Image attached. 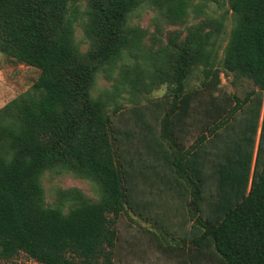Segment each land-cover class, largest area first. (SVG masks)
Returning a JSON list of instances; mask_svg holds the SVG:
<instances>
[{
	"label": "trees",
	"instance_id": "trees-1",
	"mask_svg": "<svg viewBox=\"0 0 264 264\" xmlns=\"http://www.w3.org/2000/svg\"><path fill=\"white\" fill-rule=\"evenodd\" d=\"M78 1L0 0V52L38 69L31 89L0 109V264H19L21 253L42 264H113L114 223L123 210L167 227V218L159 225L157 215L131 203L143 179L172 203L181 227L193 220L177 242L182 251H190L186 241L194 244L195 262L207 254L215 264H264V0H198L227 9L206 14L184 39L170 38L175 52L144 57L150 79L169 89L146 109L135 107L124 127H114L107 101L91 89L100 67L125 54L136 58L137 78L144 72L137 51L145 31L130 24L131 14L151 8L179 24L201 6L87 0L83 52L75 37ZM226 14L231 28L220 54ZM199 66L200 83L190 87ZM220 72L257 88L243 97L221 94ZM143 150L149 154L141 158ZM139 163H149L143 174ZM57 165L95 181L99 197L71 189L66 210L46 205L40 177Z\"/></svg>",
	"mask_w": 264,
	"mask_h": 264
},
{
	"label": "rangeland",
	"instance_id": "rangeland-1",
	"mask_svg": "<svg viewBox=\"0 0 264 264\" xmlns=\"http://www.w3.org/2000/svg\"><path fill=\"white\" fill-rule=\"evenodd\" d=\"M86 3L87 0L78 1V20L75 24V37L83 52L89 48V43L83 35V24L86 21ZM194 3L201 6L199 11L193 12L190 10L184 21L179 24L167 22L162 13L151 8L141 7L131 14L130 24L139 26L145 31L140 50L137 51V59L144 68V72L142 73L139 70L140 78H137V74L130 67L136 61V58L125 54L115 65L100 67L91 89L93 97L102 96L107 101L114 127L123 126L125 124L124 120L133 114L135 107L136 109L139 107L146 109L150 102L161 100L169 89V84H154V81L158 80L156 77L150 79L151 61L144 57L151 53L155 54L163 48H167V52H175L169 43L170 38L178 36V41L184 39L187 28L205 18L206 14L215 17L227 9L226 2H222L221 6L213 1L201 2L195 0ZM226 17L227 20L220 40V54H222V48L227 41L231 28L230 14H226ZM145 61L147 62L146 66L144 65ZM141 66L139 68L143 69ZM164 68L168 69V66L164 65ZM37 75L38 69L24 63L15 62L0 52V109L10 100L30 90L36 81ZM219 76L221 94L234 93L239 97H243L247 91L257 88L250 79L243 76L238 77L231 73L226 75L223 72H220ZM135 78L137 79V88L133 91L131 81ZM200 79L201 66L195 68L189 76V86H198ZM215 93H218V91H215ZM113 109H116L114 113L112 112ZM129 125L132 127L131 124ZM146 152L144 150L140 152V157L147 156L149 153ZM148 165L149 163L147 165L139 163V172L141 174L145 173L144 167ZM40 182L44 192V201L48 206L61 205L66 210L72 200L66 191L71 189L79 190L84 196L92 200L99 197V188L95 181L80 177L71 171L65 170L60 165L45 170L40 177ZM147 182L143 179L141 185L136 188V200L135 192L133 195L131 190V203L138 212H143L145 209L157 215L159 225L161 222L163 224L167 218V227L165 229L156 228L149 223L150 221L146 219V215H138L132 209L123 210L116 217L114 223L116 240L113 247V264H215L216 259L207 254L204 255L203 260L197 258L195 262L190 253L194 244L190 241L185 242L190 251L187 247L183 251L180 249L182 244L177 242L180 240V232L183 229L188 230L193 220L188 221L184 227H181L177 222L178 219L172 217L174 213V209L172 210L173 205L171 208L172 203H166L164 197H159V194H157L159 191L156 192V187L150 185L151 180L147 179ZM169 247L173 248L168 249ZM17 262L19 264H42L24 253L19 255ZM0 263H3V261H0Z\"/></svg>",
	"mask_w": 264,
	"mask_h": 264
},
{
	"label": "crops",
	"instance_id": "crops-1",
	"mask_svg": "<svg viewBox=\"0 0 264 264\" xmlns=\"http://www.w3.org/2000/svg\"><path fill=\"white\" fill-rule=\"evenodd\" d=\"M260 125V124H259ZM258 137H259V129H258V131H257V135H256V142H257V140H258ZM193 138V137H192Z\"/></svg>",
	"mask_w": 264,
	"mask_h": 264
}]
</instances>
